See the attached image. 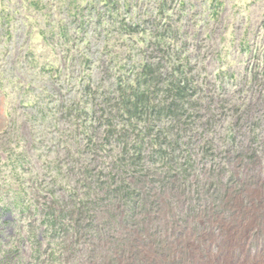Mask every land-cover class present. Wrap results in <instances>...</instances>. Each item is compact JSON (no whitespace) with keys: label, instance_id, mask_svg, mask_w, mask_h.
I'll list each match as a JSON object with an SVG mask.
<instances>
[{"label":"rangeland","instance_id":"374dc122","mask_svg":"<svg viewBox=\"0 0 264 264\" xmlns=\"http://www.w3.org/2000/svg\"><path fill=\"white\" fill-rule=\"evenodd\" d=\"M8 254L264 264V0H0Z\"/></svg>","mask_w":264,"mask_h":264},{"label":"trees","instance_id":"16d2710c","mask_svg":"<svg viewBox=\"0 0 264 264\" xmlns=\"http://www.w3.org/2000/svg\"><path fill=\"white\" fill-rule=\"evenodd\" d=\"M105 2L109 1V0H104ZM128 30L134 31L133 28H131L130 26H126L125 27ZM152 66L150 65H145L144 66V71L143 74L144 76L137 80V88L134 89V87H131V95H123L122 96V102H123V108L125 110V112L130 116V118L132 117H136V116H140L143 112V110L147 109V102H148V98H147V89L146 87L148 86V76L152 75ZM178 88V93L181 94V92L183 91L179 85H176ZM132 195V193H130V196ZM14 255L12 254H8L6 255V259H5V263L4 264H11L12 260H13Z\"/></svg>","mask_w":264,"mask_h":264}]
</instances>
